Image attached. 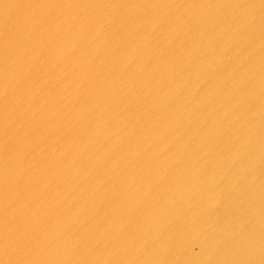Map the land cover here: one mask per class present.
Here are the masks:
<instances>
[{
	"label": "water",
	"instance_id": "obj_1",
	"mask_svg": "<svg viewBox=\"0 0 264 264\" xmlns=\"http://www.w3.org/2000/svg\"><path fill=\"white\" fill-rule=\"evenodd\" d=\"M0 264H264V0H0Z\"/></svg>",
	"mask_w": 264,
	"mask_h": 264
}]
</instances>
